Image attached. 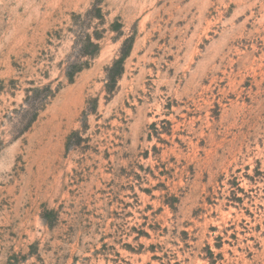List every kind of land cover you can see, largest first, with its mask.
<instances>
[{
	"label": "rangeland",
	"instance_id": "obj_1",
	"mask_svg": "<svg viewBox=\"0 0 264 264\" xmlns=\"http://www.w3.org/2000/svg\"><path fill=\"white\" fill-rule=\"evenodd\" d=\"M0 264H264V0H0Z\"/></svg>",
	"mask_w": 264,
	"mask_h": 264
},
{
	"label": "trees",
	"instance_id": "obj_2",
	"mask_svg": "<svg viewBox=\"0 0 264 264\" xmlns=\"http://www.w3.org/2000/svg\"><path fill=\"white\" fill-rule=\"evenodd\" d=\"M121 59H122V58H121ZM121 59H120V60H121Z\"/></svg>",
	"mask_w": 264,
	"mask_h": 264
}]
</instances>
